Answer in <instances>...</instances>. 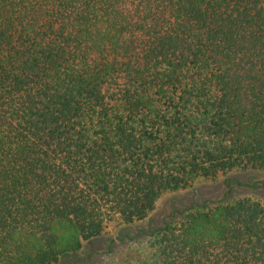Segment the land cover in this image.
Returning <instances> with one entry per match:
<instances>
[{
  "label": "trees",
  "instance_id": "16d2710c",
  "mask_svg": "<svg viewBox=\"0 0 264 264\" xmlns=\"http://www.w3.org/2000/svg\"><path fill=\"white\" fill-rule=\"evenodd\" d=\"M235 170L264 172V0H0V264H64ZM120 264H264V204L200 205Z\"/></svg>",
  "mask_w": 264,
  "mask_h": 264
},
{
  "label": "rangeland",
  "instance_id": "374dc122",
  "mask_svg": "<svg viewBox=\"0 0 264 264\" xmlns=\"http://www.w3.org/2000/svg\"><path fill=\"white\" fill-rule=\"evenodd\" d=\"M240 197H251L264 204V172L235 170L215 179H198L186 189L167 192L144 220L108 225L102 235L85 241L81 250L67 257L64 264H120L164 224L182 218L200 205Z\"/></svg>",
  "mask_w": 264,
  "mask_h": 264
}]
</instances>
